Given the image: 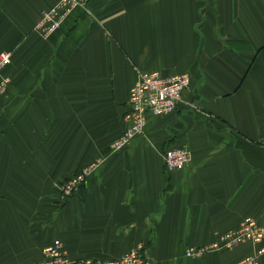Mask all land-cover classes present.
<instances>
[{"label":"crops","instance_id":"obj_1","mask_svg":"<svg viewBox=\"0 0 264 264\" xmlns=\"http://www.w3.org/2000/svg\"><path fill=\"white\" fill-rule=\"evenodd\" d=\"M58 0H0V264L116 260L138 244L153 264H234L259 244L185 257L246 217L264 226V0H91L48 36ZM140 71L187 73L173 112L112 143ZM188 103L194 106H189ZM186 102V103H185ZM184 146L171 173L163 152ZM96 162L61 206L55 184ZM264 264V254L258 257Z\"/></svg>","mask_w":264,"mask_h":264},{"label":"built area","instance_id":"obj_2","mask_svg":"<svg viewBox=\"0 0 264 264\" xmlns=\"http://www.w3.org/2000/svg\"><path fill=\"white\" fill-rule=\"evenodd\" d=\"M91 0H58L51 7L42 9L35 30L42 36H48L61 25L74 8H87ZM11 52H0V70L10 63ZM136 82L129 89L128 110L124 114L127 123L120 137L112 143V149L117 150L128 144L134 137L143 133L147 123V115L167 114L173 112L183 101V94L189 87L190 77L187 73L164 77L158 71H140ZM8 79L0 80V93L6 87ZM187 102V101H186ZM185 102V103H186ZM189 106H194L188 103ZM264 146V140L261 142ZM184 146L168 147L163 152V165L166 172L184 168L190 161V153ZM98 166L96 162L89 164L81 172L69 178L62 185L64 199L77 189L78 184ZM252 241L259 244L254 253L243 257L234 264H258V257L264 254V226L259 225L252 217L244 218L238 228L227 230L210 244L187 246L183 250L186 257H199L211 251L233 248L241 242ZM28 264H153L146 253L144 245L138 244L125 252L116 260L101 261L89 259L70 260L61 248V241L54 239L42 249V259Z\"/></svg>","mask_w":264,"mask_h":264},{"label":"rangeland","instance_id":"obj_3","mask_svg":"<svg viewBox=\"0 0 264 264\" xmlns=\"http://www.w3.org/2000/svg\"><path fill=\"white\" fill-rule=\"evenodd\" d=\"M53 33V32H52ZM10 52V51H9ZM11 61V60H10ZM7 87V86H6ZM86 167V166H85ZM84 167V168H85ZM83 168V169H84ZM82 170V169H81ZM81 170L79 171V172H81ZM79 172H77V173H79ZM77 173H74V174H71V176L70 177H68V178H66V179H63V180H61V181H58L57 182V184H55V190L57 191V193H59V195H58V198H59V200H57L56 201V206L57 207H59V206H61V204L63 203V202H65L69 197H71L72 196V194H70L68 197H67V199H64V197L62 196V194H63V192H62V185L64 184V182H66L69 178H71L72 176H74L75 174H77ZM89 175V174H88ZM87 175V176H88ZM86 176V177H87ZM86 177L84 178V180H82L79 184H78V186L76 187L77 189L73 192V194H75V192L78 190V188H79V186L86 180ZM60 208V207H59ZM64 252V251H63ZM65 253V252H64ZM186 257V256H185ZM191 258V257H190ZM77 260V259H76Z\"/></svg>","mask_w":264,"mask_h":264}]
</instances>
